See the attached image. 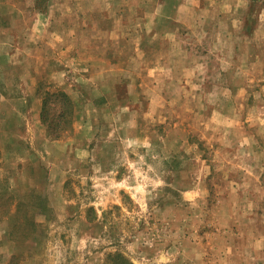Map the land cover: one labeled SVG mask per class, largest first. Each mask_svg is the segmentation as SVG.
<instances>
[{
    "label": "rangeland",
    "instance_id": "rangeland-1",
    "mask_svg": "<svg viewBox=\"0 0 264 264\" xmlns=\"http://www.w3.org/2000/svg\"><path fill=\"white\" fill-rule=\"evenodd\" d=\"M37 6L47 13L25 6L32 40L25 27L12 45L0 37V54L15 50L13 70L0 64V82L15 77L25 89L32 77L41 100L58 90L48 70L64 59L68 94L96 110L79 102L65 144L50 142L49 151L37 131L14 148L6 140L0 264H264V0ZM157 12L176 17L153 23ZM75 22L84 26L77 36L90 35L80 45L128 67L129 86L87 83L73 57L44 55L50 35L57 53L69 54ZM0 36L8 39L5 29ZM49 98L51 116L61 106Z\"/></svg>",
    "mask_w": 264,
    "mask_h": 264
},
{
    "label": "crops",
    "instance_id": "crops-1",
    "mask_svg": "<svg viewBox=\"0 0 264 264\" xmlns=\"http://www.w3.org/2000/svg\"><path fill=\"white\" fill-rule=\"evenodd\" d=\"M5 1L8 0H3V2L2 1L0 2V8L6 7L10 13H6L5 11H3L4 14L0 16V32L1 30L5 29L8 36V39L0 36L1 40H3V43H5L6 45H12V41L15 40L14 35H16L17 38L18 33L20 32L19 30L22 27H25L27 29L29 28L25 33V41L32 40L33 34L34 35L36 34L35 32H31V27H32L31 24L33 22L30 21L26 22L27 17H24L25 11L27 10L25 6L31 8L30 14L31 11H34L35 15L37 14L43 15L47 13L48 6L47 8H43L40 10L39 7L37 6L38 0H35L34 2L31 1L30 4H27L29 3L28 0H11V2H5ZM37 8L40 11H37ZM98 8L101 11H106V9L102 7V5H99ZM161 8L162 6L159 9ZM152 16H153L152 18L153 23L160 22L163 20L168 22L176 17V15L175 16L170 14L165 15L163 12L162 14L161 12L153 13ZM2 21H5L6 24H2ZM1 25H6V26L1 27ZM95 25H97L96 22ZM71 26L73 28L72 29L69 28L70 31L68 32L71 36L70 38L67 39L66 42V44H68L69 46V49L67 50L69 54L66 51L57 53L59 52L58 46L52 42L50 35L47 38L50 40L49 42L50 45L45 44L43 45V47L48 50V48L46 47V45H48L52 50H50L49 53H46L44 55L46 56L65 55V56L73 57V58H68L67 61H71L72 67H76L80 69L81 73L87 74L85 76L87 77L86 78L87 83H92L93 85H99L101 82H105V84H107L108 86L119 87V88L124 87L127 84L129 86L130 83L127 79V73L124 71V69H128V67L126 66L123 69L121 59L106 60L104 56H101V53L100 55L96 53L93 56L92 46H90L89 44L80 45L82 42L90 40L89 39L90 35L86 31L80 32L78 36L76 34L80 30H82L84 26H82L81 23L77 24L76 22L74 25ZM263 26H264V20H263ZM74 30L76 31V33L74 32ZM63 33L64 32H62V34ZM61 39L64 41V38ZM52 47L56 50H54ZM31 49H32V44H29V47L27 44H25L24 50L27 51L29 50V52L26 53L29 57H32V54L34 53L32 52ZM73 49H75V51ZM13 51L15 52L14 47L12 46V49L9 50L7 53L1 52L2 54H0L2 55L0 56V64L5 65L8 70H13V66H12L13 64L9 60V57L11 53H13ZM76 54L78 55L75 56ZM257 54H258L257 55L258 60L261 59L260 56H262L263 58L264 48L260 51H257ZM44 61H46V59H44ZM44 61L41 64H44ZM54 61H55L54 65H52L48 70V72L50 73V82H48V84L58 88L57 91L61 90L66 94H68L67 92L68 83L64 79V72H67L69 70V66L68 64L65 63L64 59L57 61L54 60ZM47 64H50V62H46L44 64L45 68L43 69H46ZM111 74H115V76L113 78H110ZM3 83H5L4 85L8 87V90L0 91V139H1L0 151L1 152L8 150V147H10L9 142H7L6 140H10L11 146L14 148L16 147L17 144L23 143L24 135L28 134L30 131L39 132V137L37 138V141L38 143L41 144L42 143L47 144L46 151H49L48 147L49 145L51 146L50 142L56 143L58 145L65 144L64 142L65 140L63 141L64 137H62L60 140H51L47 137L46 127L42 124L41 121L43 99L40 100L36 95L37 80H34L32 79V77H28L25 75L24 86L25 89H27L26 91H24L25 89H20V87H17L15 77L12 78L9 77L8 80H5L4 82H0L1 85ZM68 95L71 98L73 105H75L73 109L74 120H76L77 118L79 119V110L81 109V107L79 106V102L80 104L81 103L83 104L82 109L88 110L91 109V107H93V110H96L91 100L83 101L76 95L75 96L70 94ZM120 95L122 94H119V102H122L124 97ZM151 103L153 102L151 101ZM74 120H73V125H74ZM11 121H14V124L17 125L18 127L11 129V125H10ZM71 130L67 131L64 135L70 133ZM76 133H78V131ZM11 136L15 137L14 142L11 141ZM47 162L49 161L47 160ZM38 165L39 166L43 165L44 167H46L45 163L39 162Z\"/></svg>",
    "mask_w": 264,
    "mask_h": 264
},
{
    "label": "trees",
    "instance_id": "trees-1",
    "mask_svg": "<svg viewBox=\"0 0 264 264\" xmlns=\"http://www.w3.org/2000/svg\"><path fill=\"white\" fill-rule=\"evenodd\" d=\"M49 96L54 98L55 102L61 106L59 112L51 116L49 115V102H51ZM73 109L74 105L71 98L63 91H54L52 94L47 93L46 96H43L41 121L46 127L49 139L60 140L70 129L73 121Z\"/></svg>",
    "mask_w": 264,
    "mask_h": 264
}]
</instances>
